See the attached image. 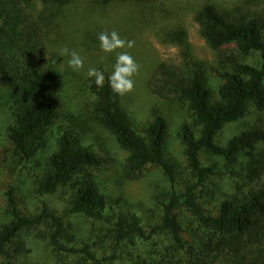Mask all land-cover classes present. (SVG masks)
Returning a JSON list of instances; mask_svg holds the SVG:
<instances>
[{
  "label": "trees",
  "instance_id": "obj_1",
  "mask_svg": "<svg viewBox=\"0 0 264 264\" xmlns=\"http://www.w3.org/2000/svg\"><path fill=\"white\" fill-rule=\"evenodd\" d=\"M113 1L142 6L146 15H156L154 8L162 0H0V87L11 92L8 139L15 154L25 159L36 156L59 117L52 92L63 75L47 55L52 35H59L61 18L70 7L87 4L104 9ZM244 1L254 6L262 2ZM196 21L200 34L216 52L217 64L210 66L197 58L186 29L179 26L163 33L166 41L180 48L181 62H161L148 81L158 97L187 102L197 127L184 123L182 140L196 181L185 188L175 187V164L166 149L167 119L157 112L139 130L119 107L106 78L103 87L96 86L95 109L127 152L122 164L124 178L138 180L148 167L159 166L174 186L169 201L163 204L160 222L144 223L138 213L123 212L114 215L112 227L101 229L107 231L110 246L94 248L89 242L80 246L67 219L98 217L106 197L92 173L101 165L98 153L82 144L78 131L67 129L47 154L35 187L40 197H48L70 185L67 207L59 214L44 202L38 212L24 210L15 194L17 188L11 187L4 215H0V264H31L25 252L33 242V232L43 225L42 238L63 253V264H70L68 257L78 254L92 264H264V17L258 10L224 12L206 3L196 13ZM252 57L254 62H250ZM210 73L220 80L216 95ZM250 108L261 114L257 122L226 144L218 143L219 132L244 118ZM203 153L208 154L207 159ZM210 157L222 158L227 167L242 162L241 180L234 192L225 198H217L213 192L214 212L195 198L214 173L216 164L211 165ZM183 206L192 213L187 222L178 214ZM129 246L135 251H129L127 259Z\"/></svg>",
  "mask_w": 264,
  "mask_h": 264
},
{
  "label": "rangeland",
  "instance_id": "obj_2",
  "mask_svg": "<svg viewBox=\"0 0 264 264\" xmlns=\"http://www.w3.org/2000/svg\"><path fill=\"white\" fill-rule=\"evenodd\" d=\"M210 3L221 11L235 13L258 10L264 17V0L260 5H246L244 0H162L154 10L156 15L145 14L144 7L110 2L104 9L94 8L84 4L80 7H70L61 20L59 35H52L51 46L47 59L61 70L63 78L58 88L52 94L59 105V117L47 132V144L40 147L36 156L25 159L15 154L8 139V125L11 122L10 107L12 97L9 88L0 87V215L6 203L7 191L15 186L22 209L38 212L44 202L59 214L67 207L70 185H64L55 194L40 197L35 190L36 179L46 166L47 154L55 147L58 137L67 129L78 131L80 141L84 146L95 150L100 159L99 168H94L102 192L106 197L104 209L98 217L86 218L73 216L67 219L74 227L75 235L80 246L89 242L96 247L110 246L107 231L104 227H112L116 221L114 215L136 212L144 223L160 222L163 204L169 201L174 190L169 177L159 166H150L145 175L135 181L124 178L122 164L127 152L121 148L114 136L104 127L99 113L96 111L97 87L94 78L87 77L89 68H96L108 78L113 70L119 53L127 52L138 65V71L133 76L134 87L130 92L116 95L119 107L124 109L127 117L141 130L145 124L153 120L158 114L168 121L167 155L175 164L176 188L186 187L191 181H196L185 155L182 137V126L188 123L197 125L188 109L187 102L177 98L165 100L155 95L149 88L148 81L163 62H181L180 48L165 40L163 32H170L182 26L186 29L194 54L207 65H216V52L209 47L205 38L200 34V26L196 21V13L201 7ZM94 9V10H92ZM116 31L124 41H134L132 48H118L113 52H104L100 48L98 39L101 33ZM67 48L69 52H78L84 60V66L79 71H73L68 66L69 55L62 56L61 52ZM255 58H250L254 62ZM107 76H106V75ZM211 88L217 94L219 78L210 73ZM121 109V108H120ZM261 114L255 108L242 119L228 123L217 135V142L226 144L234 134L249 128L257 122ZM194 128V127H193ZM202 156L208 157L203 153ZM211 158V165H215L214 173L209 177L205 186L197 190L195 198L204 203L209 211L214 212L216 198H225V194L233 193L237 182L241 180L242 162L227 167L222 158ZM207 159V158H206ZM203 163H208L203 158ZM187 184V185H186ZM183 222L192 217V213L183 206L178 212ZM0 217V218H1ZM112 223V224H111ZM45 225L41 226L32 237V243L27 246L25 256L31 264H63L60 260L63 253L53 248L46 238H42ZM43 231V232H41ZM37 239V240H36ZM77 242V241H76ZM79 247V246H77ZM129 251H135L129 246L125 250V257ZM102 252H100L101 255ZM70 264H92L84 254L69 256Z\"/></svg>",
  "mask_w": 264,
  "mask_h": 264
},
{
  "label": "clouds",
  "instance_id": "obj_3",
  "mask_svg": "<svg viewBox=\"0 0 264 264\" xmlns=\"http://www.w3.org/2000/svg\"><path fill=\"white\" fill-rule=\"evenodd\" d=\"M100 41V48L104 52H113L115 49L132 48L134 41H124L120 38L116 31L111 33H101L98 37ZM62 56L69 55L68 66L73 71H79L84 66V60L81 55L76 51H71L65 48L61 52ZM138 71V65L134 58L127 52L119 53L116 57V62L113 66L111 74L108 76L109 86L116 94L123 95L130 92L134 87L133 76ZM88 78H94L97 87H103L105 76L102 71L96 68H89L87 71Z\"/></svg>",
  "mask_w": 264,
  "mask_h": 264
}]
</instances>
